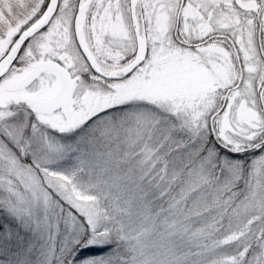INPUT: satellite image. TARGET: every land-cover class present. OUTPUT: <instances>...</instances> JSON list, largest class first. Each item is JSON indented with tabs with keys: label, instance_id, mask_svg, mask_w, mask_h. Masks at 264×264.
Listing matches in <instances>:
<instances>
[{
	"label": "snow or ice",
	"instance_id": "snow-or-ice-1",
	"mask_svg": "<svg viewBox=\"0 0 264 264\" xmlns=\"http://www.w3.org/2000/svg\"><path fill=\"white\" fill-rule=\"evenodd\" d=\"M0 264H264V0H0Z\"/></svg>",
	"mask_w": 264,
	"mask_h": 264
}]
</instances>
